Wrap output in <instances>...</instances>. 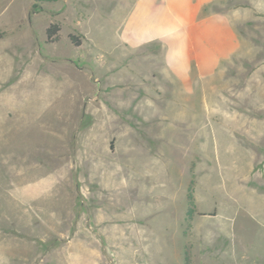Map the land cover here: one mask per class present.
<instances>
[{"label":"rangeland","instance_id":"obj_1","mask_svg":"<svg viewBox=\"0 0 264 264\" xmlns=\"http://www.w3.org/2000/svg\"><path fill=\"white\" fill-rule=\"evenodd\" d=\"M174 13L130 51L80 0H0L25 70L0 104V264H264V0Z\"/></svg>","mask_w":264,"mask_h":264},{"label":"crops","instance_id":"obj_2","mask_svg":"<svg viewBox=\"0 0 264 264\" xmlns=\"http://www.w3.org/2000/svg\"><path fill=\"white\" fill-rule=\"evenodd\" d=\"M168 1L171 0H80V8L85 12L86 21L88 23L93 22V24L97 26H103L105 28L106 25L114 26L115 24L118 25L120 22H125L127 28H130L129 30H131L132 34H135L137 39H134L136 41L132 42V40H130V36L132 35H128L126 39L124 38V43L128 44V47L126 48L124 46V48L130 51H141L143 49L139 47V44L146 46L150 43H159L164 41L165 37L162 36L161 29L168 26L169 11L171 12L172 25H176L175 20L177 17L174 12L177 9L178 3L183 4L184 0H172L173 7H171V9L169 8V10ZM106 3L110 4L108 5V8L105 7ZM102 9H104V11H102ZM100 10L101 12H99ZM163 10L165 12H163ZM2 30V25H0V31ZM9 34L10 35L8 36L0 37V104H5L6 107L9 105L11 100L14 99L13 91L21 88L24 95L23 90L25 87V70H23L24 57L21 62L13 59L8 65H6L5 62L6 56L4 53L7 51V48L5 47L6 45H3V43L5 40L8 41L14 37L13 32L10 31ZM147 49L148 48L146 47L145 50ZM108 51L115 54L114 46L109 47ZM35 82L37 83L36 85L38 86L37 88L39 92V84L34 80L32 81L29 89L30 91H34L31 87L34 86ZM31 94L34 96L33 92H31ZM52 103L54 104V102ZM0 113L3 117L2 120L6 117L8 118L6 111H0ZM131 215L132 216L129 218H133V220H135V213ZM144 218L146 219L145 216ZM111 219L114 220L113 217ZM135 223L138 224L137 222ZM135 223H133V225ZM175 224L177 225V228L181 229L183 216L181 217V223L177 222ZM148 225L150 226L149 223L147 226ZM139 228L140 227H134L133 229H138V231L141 232ZM148 228L149 227H147V229ZM143 234L146 235L145 232H143Z\"/></svg>","mask_w":264,"mask_h":264},{"label":"trees","instance_id":"obj_3","mask_svg":"<svg viewBox=\"0 0 264 264\" xmlns=\"http://www.w3.org/2000/svg\"><path fill=\"white\" fill-rule=\"evenodd\" d=\"M48 1H57V0H48ZM58 30V27L56 25H51L46 29V42L51 43L55 41V35ZM73 40L77 42V40L71 36ZM194 204H193V196H192V188L188 189V192L186 194V211H185V220L189 221L194 213Z\"/></svg>","mask_w":264,"mask_h":264}]
</instances>
